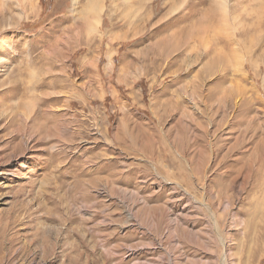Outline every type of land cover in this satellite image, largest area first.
<instances>
[{
	"label": "rangeland",
	"instance_id": "rangeland-1",
	"mask_svg": "<svg viewBox=\"0 0 264 264\" xmlns=\"http://www.w3.org/2000/svg\"><path fill=\"white\" fill-rule=\"evenodd\" d=\"M97 1L0 0V264H264V0Z\"/></svg>",
	"mask_w": 264,
	"mask_h": 264
},
{
	"label": "bare ground",
	"instance_id": "bare-ground-1",
	"mask_svg": "<svg viewBox=\"0 0 264 264\" xmlns=\"http://www.w3.org/2000/svg\"><path fill=\"white\" fill-rule=\"evenodd\" d=\"M221 1V0H220ZM223 1V0H222ZM96 2H98L97 0H88V2H87V4H86V6H85V17H87V22L85 23L86 24V27H88L89 29H91V28H93V27H95L94 25H93V21H95L96 19H97V16H98V13H99V11H100V7H97V3ZM219 2V1H218ZM100 3V2H99ZM98 3V4H99ZM224 4V1H223V3H222V5ZM221 7V6H220ZM224 7H225V5H224ZM84 11H83V13H84ZM222 11H223V9H222ZM226 11V10H225ZM225 13V12H224ZM88 19H89V21H90V23H89V21H88ZM85 20V19H84ZM97 21V20H96ZM96 25V24H95ZM78 40V39H77ZM26 122V121H25ZM182 123V122H181ZM258 168V167H257ZM228 196V195H227ZM264 203V202H263ZM130 214V213H129ZM214 214V213H213ZM213 216V215H212ZM173 221V220H172ZM216 224V223H215ZM224 264H226L225 262H224Z\"/></svg>",
	"mask_w": 264,
	"mask_h": 264
}]
</instances>
